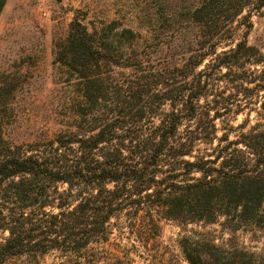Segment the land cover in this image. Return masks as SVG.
<instances>
[{
	"label": "trees",
	"instance_id": "1",
	"mask_svg": "<svg viewBox=\"0 0 264 264\" xmlns=\"http://www.w3.org/2000/svg\"><path fill=\"white\" fill-rule=\"evenodd\" d=\"M248 4L256 10L264 0H201L190 12L192 44L176 64L128 56L119 62L95 30L69 24L57 61L80 88L73 130L26 144H11L0 132V264L49 252L65 257L61 264H107L111 257L110 264H121L104 245L113 229L139 242L156 234L161 220L224 216L259 224L264 70L256 66L264 54L245 33L234 39L228 32ZM222 42L228 48L218 51ZM118 68L125 78L115 76ZM228 76L233 92L224 95L218 83ZM237 95L258 103L256 122L243 131L246 117L238 131L218 129L216 120L237 114L227 107ZM208 257L225 264L209 242L186 251L189 264H208Z\"/></svg>",
	"mask_w": 264,
	"mask_h": 264
},
{
	"label": "rangeland",
	"instance_id": "2",
	"mask_svg": "<svg viewBox=\"0 0 264 264\" xmlns=\"http://www.w3.org/2000/svg\"><path fill=\"white\" fill-rule=\"evenodd\" d=\"M200 1L5 0L0 9L2 138L11 144L38 143L73 130L80 88L76 76L57 61L65 50L63 43L71 22L76 20L89 31L95 30V36L119 62L128 56L133 63L142 58L147 65L176 64L192 44L196 27L190 12ZM243 8L228 32L234 39L245 33L246 43L264 54V7L254 10L248 4ZM249 9L247 17L242 18ZM219 47L223 48L218 51L228 48L223 42ZM253 67L244 66L251 70ZM262 67L264 70V64L256 66ZM115 71L117 78L126 77L127 71ZM228 78L218 83L227 88L224 95L233 92L231 85L225 84ZM230 102L227 107L237 114L216 120L218 129L230 125L238 131L236 126L246 117L248 123L243 131L256 122L254 110L258 103H247L248 99L241 95ZM228 138H233L232 132ZM261 208L259 224L236 225L224 216L213 222L161 220L156 234L139 242L113 229L104 245L121 264H189L186 251L203 241L225 256V264H264V203ZM63 260L66 258L57 252H49L8 257L1 264H61ZM112 261L113 257L107 264ZM205 262L214 264L209 257Z\"/></svg>",
	"mask_w": 264,
	"mask_h": 264
}]
</instances>
